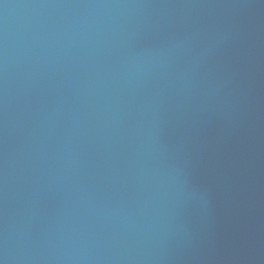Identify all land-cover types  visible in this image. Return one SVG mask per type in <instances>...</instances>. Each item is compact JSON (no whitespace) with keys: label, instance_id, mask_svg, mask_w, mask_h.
<instances>
[{"label":"water","instance_id":"1","mask_svg":"<svg viewBox=\"0 0 264 264\" xmlns=\"http://www.w3.org/2000/svg\"><path fill=\"white\" fill-rule=\"evenodd\" d=\"M0 264H264V0H0Z\"/></svg>","mask_w":264,"mask_h":264}]
</instances>
